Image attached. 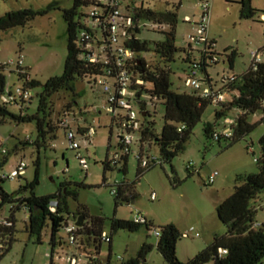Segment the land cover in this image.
I'll return each instance as SVG.
<instances>
[{
  "label": "rangeland",
  "instance_id": "obj_1",
  "mask_svg": "<svg viewBox=\"0 0 264 264\" xmlns=\"http://www.w3.org/2000/svg\"><path fill=\"white\" fill-rule=\"evenodd\" d=\"M146 8H152L162 12H177L179 23L175 32V44L180 49L188 52L193 50L194 57H201L200 51L205 46L196 43L191 37H197L198 31L195 22H199L203 16V1L205 0H140ZM242 0H210V28L208 38L215 41V52L220 57V62H209L207 72L212 79L214 88H223L225 75L241 77L252 64L253 53L264 47V0L249 1L256 14L252 18L241 17ZM74 0H0V18L5 14L31 9L41 12L27 25L12 28L0 32V62L8 63L24 57L25 70L32 79L43 84L51 77L62 75L68 56V35L65 11L73 8ZM93 6L83 4L77 9L76 22L84 23V16H88ZM167 28L165 32H170ZM165 33L154 30L152 24H147L140 38L149 42V53L144 55L150 66L156 65L153 50L157 43L165 39ZM77 43V42H76ZM236 52L234 68L229 67L228 56ZM183 52L177 54L176 62L172 64V82L174 89L184 92L191 90L185 86L186 64L182 61ZM158 61V60H157ZM14 70L10 71V70ZM9 89L23 85L17 66H11L7 71ZM202 80H206V74L199 73ZM206 84V82H204ZM41 88L33 89L34 97L28 113L37 110L39 104L38 93ZM231 98V93H229ZM143 100L148 102L151 117L156 123V131L161 132L164 125L165 108L162 104H151L148 97ZM53 102L52 120L55 126H59L66 113H70L69 122L77 133L81 150L89 160V170L85 172L76 157V151L70 148L69 142L63 130L57 131L58 138L52 142L48 149L42 150V165L40 170V184L36 188L39 196L56 193L63 183H71L67 189L71 192L66 198L67 209L63 215L66 224L73 225L81 217L87 214V224L97 218L104 219V231L113 236L111 264H126L129 260L137 258L144 244L152 245V250L143 264H168L157 249L158 238L154 229H148L142 225L137 231L129 229L112 230L115 218L134 221L136 211L142 213L153 222L156 228L174 224L181 233L194 228L200 237L191 236L180 238L177 251L182 259L195 257L199 251L210 245L216 236L227 232L226 226L221 222L217 214V207L225 199L230 197L237 185L238 176L255 174L259 172L256 157L261 155L260 138L264 134V124H259L256 129L244 139L229 145L222 140L221 143L209 139L204 132V124L215 123L218 131L226 126H231L233 115L216 119L215 112L221 107L211 104L205 111L202 121L194 128L191 138L186 143L183 151L179 152L172 164L157 165L145 175L138 178L139 162L134 155L128 161V172L124 173V161L119 166L106 169L104 162L114 158L118 148V129L111 128L112 118L105 109V98L101 89L90 82V78H82L77 85L76 94L68 92L56 93ZM75 102V103H74ZM73 103V108L67 111V105ZM11 112L19 113L17 108L11 107ZM140 111V109L138 108ZM101 112V113H99ZM252 123L261 121V113L250 115ZM87 124L91 125L90 135L82 129ZM79 129L81 133L78 132ZM83 131V132H82ZM37 137L36 122H17L7 119L0 124V145H3L10 153L9 162L0 170V176L9 174L21 161L28 164L26 174L21 178L1 181L2 188L14 196L13 202H6L0 210V219L13 218L15 222V241L11 247L5 246L2 250L0 264H50L51 255L55 251L54 259L57 264H66L59 257H65L72 253L74 247L68 244V235L64 228L57 234L65 244L62 247H54L52 241V224L47 220L41 234V241L32 236L27 229L29 211L23 207L18 208L17 199L29 194L28 191L20 192L28 183L35 179L37 165L35 164L38 152L33 145H23V141ZM137 139L139 136L137 135ZM16 146H19L16 149ZM248 146L253 147L248 150ZM141 143L133 146V151L140 152ZM160 146L149 142L143 144L145 153L152 157H160ZM193 162L199 172L192 176L188 165ZM174 167L176 174L172 171ZM219 172L216 182L207 184V179L212 172ZM178 177L181 182L174 183ZM124 181L132 190L126 192L129 200H121L117 203L113 189L118 190L117 182ZM153 195L156 196L153 199ZM134 197V198H132ZM134 200V203L132 201ZM1 204V199H0ZM264 202L258 204L257 222L264 221ZM77 245L82 252L90 248L84 234L77 235ZM92 243V241L90 242ZM110 244L102 243L99 254L103 264H107L110 258ZM201 252V251H200ZM121 257V259H119ZM206 264H215L210 261Z\"/></svg>",
  "mask_w": 264,
  "mask_h": 264
},
{
  "label": "trees",
  "instance_id": "obj_2",
  "mask_svg": "<svg viewBox=\"0 0 264 264\" xmlns=\"http://www.w3.org/2000/svg\"><path fill=\"white\" fill-rule=\"evenodd\" d=\"M240 3L242 7L241 17H254L256 10L252 8L250 2L242 0ZM83 4H89V2L87 0H74L73 8L66 10L64 14L67 22L69 52L62 75L51 77L43 84L38 80L32 79L24 67L18 68L19 76L24 81L23 85H20L21 87L31 91L36 88L42 89L37 95L39 97V104L34 113H28V110L31 109L30 104L33 98L29 101H22L20 107L2 103V96L13 89L7 91V71L10 67L8 65L0 66V124L4 123L7 119H13L19 123L35 121L37 126L36 139L34 141L27 139L21 143L25 146H35L38 157L35 162L37 165L35 179L18 191V193L22 191L29 192L26 196L17 199L19 203L18 208L23 207L29 211L27 229L32 236L37 237L38 241H41L42 230L47 220H50L52 224V241L54 247H62L65 244L62 238L57 237V234L61 228L65 229L68 226V224L64 226L66 218L63 213L67 209L66 198L71 194L67 187L71 183H63L58 192L50 195L39 196L36 193V188L40 184L42 150L48 149L49 145L57 140V131L63 130L66 133V128L61 126V120H59V126L53 124V102L51 99L56 93L63 91L76 94L79 80L82 78H90V82L94 83V78L102 73L100 65H94L79 57V50L76 42L79 39L82 25L76 22L75 16L78 7ZM136 4L141 8L139 15L147 23L166 25L171 29L169 33L161 31L165 33V39L157 43L153 50V57L156 59V65L150 66L147 62V57L144 54L152 50L150 49L149 42L140 38L147 26L136 30V38L128 42L129 47L135 50L137 54H141L140 58L136 59V65L131 72L134 80L138 78L144 81V85L141 87L137 85L133 86V88L137 90V96L140 98L148 97L151 104L160 103L165 108L164 125L161 132L158 133L156 131V123L153 119H150L151 114L149 110L146 109L148 108L149 101L140 99V108L146 111V115L144 114L142 116V126L137 134L139 139H137L135 144L141 143L142 149L140 152L142 154L152 157L144 152L143 144L145 142H149L150 145L155 143L161 148V155L158 157L161 163L158 165L164 166L165 163L172 164L173 158L184 150L186 143L191 138L194 128L202 121L206 109L211 104L221 107L215 112L216 119L219 120L228 115H233L234 117L233 124L231 125L233 130V136L231 138L220 137L219 139H215L214 134L221 131H218L215 123L207 122L204 124L206 136L215 142L221 143L222 140H225L229 142V145H232L244 139L253 132L259 124H264V115H262L264 111V62L259 64L256 69L249 68L241 77L233 75L235 77L233 81L224 83L221 90L228 93V99L224 104H214L210 100L203 98L198 91L186 90L180 92L174 89L171 79L174 72L172 64L176 62L177 54L183 52L185 56L182 57V61L187 66L185 70V72H187L190 65L194 63L193 58L195 57L192 49L188 52L186 49L178 48L175 44V32L179 23L178 13L170 11L162 12L149 7L146 8L143 1L141 3L138 1ZM39 14L42 13L31 9L9 12L0 18V32L25 26ZM85 17L86 16H84V18ZM154 30L157 29L154 28ZM261 51L264 52V47ZM235 60L236 52L233 51L228 56L229 67L231 69L234 68ZM208 66L207 58L203 56L199 63V71L206 74V80H204L206 83L212 80L207 72ZM10 71L14 72V70ZM229 93L232 95L231 98ZM73 105V103H69L67 105V111L70 112ZM11 107H16L19 113L11 112ZM257 112L261 113V121L259 123H252L249 120V116L255 115ZM182 126H185V128L182 129ZM81 130L82 129H79L78 132L81 133ZM259 143L261 146V155L256 157L259 172L238 176L234 193L217 207L218 217L226 226L227 232L224 235L216 236L213 242L195 257L186 262L178 258L177 244L179 239L182 238V233L174 224H167L156 228L153 222L148 219L146 223L138 224L134 221L115 218L112 223V230L129 229L134 232L142 225H146L148 229L153 228L154 231H160L161 236L157 237V249L168 264H206L210 261H214L215 264H262L264 262V221L257 222L256 214L258 213V204L264 202V134L260 138ZM18 147L19 146H16V149ZM250 149L251 146H248L249 151ZM252 153L255 155L254 151ZM131 155L134 154L130 153L122 156L116 163L107 159L104 162L106 169H112L113 166L117 168L121 161H124L122 171L127 173L128 161ZM9 157L10 153L0 158V170L6 167L9 162ZM156 166L157 165L154 164L150 165L148 168H142L139 162L138 178L142 177ZM172 171L176 174L173 166ZM192 175L193 174H191V176ZM5 180L8 179L0 176V182ZM173 181L174 183L181 182L177 176ZM115 185L118 186V190L113 189V194L116 195L117 203L121 200H129V197L126 196V192L132 190L129 184L122 181L117 182ZM114 191L116 192L114 193ZM0 199V210L4 203L13 202L15 200L14 196L6 192L1 184ZM52 202H57L56 212H52L51 210ZM261 209L263 210L264 208L261 206ZM81 216H84L85 222L83 226H78L77 235L84 234L90 246L89 250L84 253L93 264H103L99 254L101 252L102 243L105 242L103 241V234L106 233L104 231V219L97 218L92 221V225L90 226L86 223L87 214L82 213ZM7 220L10 225H0L1 251L5 246L10 248L15 241L14 219L8 218ZM109 236L111 237V241L108 242L111 247V252L109 263L107 264H111L112 259L113 236ZM91 241L92 243H90ZM152 247V245L144 244L139 256L129 260L126 264L145 263L146 257L152 250ZM74 250L82 252L78 245L74 247ZM222 250H227V253L221 255ZM54 254L55 251H53L51 255L50 264H57L54 259Z\"/></svg>",
  "mask_w": 264,
  "mask_h": 264
},
{
  "label": "built area",
  "instance_id": "obj_3",
  "mask_svg": "<svg viewBox=\"0 0 264 264\" xmlns=\"http://www.w3.org/2000/svg\"><path fill=\"white\" fill-rule=\"evenodd\" d=\"M89 5L93 8L88 16L85 17V22L81 23L82 28L77 41L79 50V57L92 63L100 65L102 73L94 78V83L97 85L105 98V109L112 118L111 128L118 129V148L114 154L112 161L118 162L122 156L127 154H134L137 161L141 163L142 168H148L150 165H158L161 163L158 157H148L141 152L133 151V146L137 141V134L142 126V116L145 110L140 108V98L137 96V90L133 88L134 85L141 87L144 85L142 79H133L132 70L136 65V52L128 46V42L132 41L135 37V31L142 29L147 23L139 14L141 8L136 2L140 0H87ZM135 3V4H134ZM203 16L199 22H195L197 27L198 36L191 37L196 43L204 45V50L200 51L201 57L193 58L194 63L186 72L185 86L191 90L200 92L203 98H206L214 104H224L228 99V93L217 90L211 82L204 84V80L199 77V63L202 57L207 58V62L219 63L220 57L215 52V41L208 38L210 28V0L203 1ZM152 26L159 31H166V25ZM24 57L20 56L18 60H11L8 63H1V65L17 66L18 68L24 67ZM264 62V52L257 51L252 55V64L250 68L256 69L257 66ZM234 76L225 75L223 83H229L234 80ZM15 91H10L2 96V103L12 106L20 107L22 101H29L34 97V92L23 88L16 87ZM140 109V111L138 110ZM68 115V116H67ZM264 115V111L262 112ZM70 113H66L61 120V126L66 128L65 137L69 142L70 148L76 151V157L79 160L83 170L88 172L90 164L88 157L84 155L81 150V145L78 142L77 133L71 128L69 122ZM185 126H182L184 129ZM181 130V129H180ZM233 130L231 126H226L221 132L214 134L215 139L220 137L231 138ZM253 152V147H251ZM9 154V151L0 145V158ZM257 161V158H255ZM28 164L25 160H21L12 170L6 175L5 179H16L23 177L26 174ZM195 164L191 162L188 165L189 170H195ZM195 172H199L196 171ZM219 172H212L208 179L207 184L212 185L216 182ZM116 191H114L115 193ZM156 198L155 195L152 197ZM57 202L51 203L52 212H56ZM134 219L135 223L144 224L147 218L136 211ZM0 225H10L7 219H0ZM79 227L76 224L68 225L65 231L68 235V244L75 247L77 245V231ZM155 236L160 237L161 232L155 230ZM191 236L200 237V234L194 228L182 233L183 238ZM103 241L110 242L111 237L103 234ZM227 250H222L221 255L226 254ZM2 251L0 247V257ZM65 261L66 264H93L84 252L75 251L59 257ZM121 259V257H119Z\"/></svg>",
  "mask_w": 264,
  "mask_h": 264
},
{
  "label": "crops",
  "instance_id": "obj_4",
  "mask_svg": "<svg viewBox=\"0 0 264 264\" xmlns=\"http://www.w3.org/2000/svg\"><path fill=\"white\" fill-rule=\"evenodd\" d=\"M24 65H25V61H24ZM11 70H12V69H11ZM99 113H101V112H99ZM82 129H84V130L87 132L88 135H90V132H91V130H92L91 125H89V124H87V123H86L85 126H83ZM194 169L197 171L196 168H194ZM195 170H189V171H190L191 174H194V173H195ZM199 173H200V171H199ZM132 203H134V200L132 201ZM220 204H221V203H220ZM147 219H148V218H147ZM148 220H149V219H148ZM208 246H209V245H208ZM208 246H207V247H208ZM207 247H206V248H207ZM206 248H204V249H206ZM204 249H202V250H204ZM202 250H201V249H198L199 252L202 251ZM177 251H179V249H177ZM177 254L179 255L178 252H177ZM179 257H180V259H182L180 255H179ZM108 263H109V261H108ZM262 264H264V262H263Z\"/></svg>",
  "mask_w": 264,
  "mask_h": 264
},
{
  "label": "water",
  "instance_id": "obj_5",
  "mask_svg": "<svg viewBox=\"0 0 264 264\" xmlns=\"http://www.w3.org/2000/svg\"><path fill=\"white\" fill-rule=\"evenodd\" d=\"M140 56H141V54L138 53V54H137V58H140ZM84 222H85V218H84V216H81V217H79V219L77 220L76 225H78V226H83Z\"/></svg>",
  "mask_w": 264,
  "mask_h": 264
}]
</instances>
